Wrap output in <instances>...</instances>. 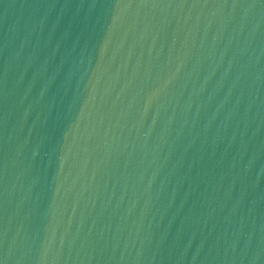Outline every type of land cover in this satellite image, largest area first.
<instances>
[{
  "label": "water",
  "instance_id": "1",
  "mask_svg": "<svg viewBox=\"0 0 264 264\" xmlns=\"http://www.w3.org/2000/svg\"><path fill=\"white\" fill-rule=\"evenodd\" d=\"M0 264H264V0H0Z\"/></svg>",
  "mask_w": 264,
  "mask_h": 264
}]
</instances>
